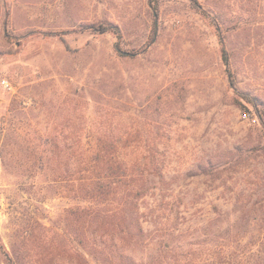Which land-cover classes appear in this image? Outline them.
Wrapping results in <instances>:
<instances>
[{
    "label": "rangeland",
    "instance_id": "rangeland-1",
    "mask_svg": "<svg viewBox=\"0 0 264 264\" xmlns=\"http://www.w3.org/2000/svg\"><path fill=\"white\" fill-rule=\"evenodd\" d=\"M198 2L244 98L187 0H157L151 43L148 0H0V264L84 263L87 177L119 163L147 187L143 234L112 243L94 224L96 244L138 264H264V0ZM99 21L121 38L42 34Z\"/></svg>",
    "mask_w": 264,
    "mask_h": 264
},
{
    "label": "trees",
    "instance_id": "trees-1",
    "mask_svg": "<svg viewBox=\"0 0 264 264\" xmlns=\"http://www.w3.org/2000/svg\"><path fill=\"white\" fill-rule=\"evenodd\" d=\"M191 6V8L199 13L200 15H203L207 17L215 30L217 31V37H218V43L220 45V51H221V61L223 63V66L225 67V73L227 75V80L229 83V87L234 90V92L241 96L246 97L244 94L239 93L237 90L236 81L234 78L233 73L230 69V63H229V56L224 46V38L220 32V26L219 22L216 20L215 17L209 16L207 11L203 9L201 4L198 2V0H187ZM149 5L154 10V26L152 30V34L150 37L149 43L153 42V40L156 38L157 35V27L158 24L156 22V16H157V7L156 3L157 0H148ZM93 33V34H104V33H111L113 36H115L117 39L121 38L120 30L117 26H115L112 23L99 21L97 23L92 24H85L81 27L72 30V31H61V32H45L42 33L43 36L47 37H55L58 38L64 48L66 50L69 49L68 44L65 41L66 35L69 33ZM115 51L117 53L125 54L126 52H123L118 45H115ZM249 102L253 104V106L256 105L255 100L249 99ZM111 142V146L114 144V142ZM106 144V142L103 143V145ZM107 148V146H106ZM110 153H107L104 156V162L107 167H110L108 163V157ZM92 161L96 160L98 164L102 163L100 154L98 155H92L90 158ZM118 170H123V164H118ZM111 168V167H110ZM117 169V168H116ZM105 171L108 175L104 176L103 178H96V179H90L89 175L87 177V183L84 186V191L86 193L85 195V201L88 204L86 208L80 213L81 220L84 221L86 224V244H87V251L83 254L82 260L84 263L82 264H95L93 261L96 262V260L100 257L103 258L105 262L110 261L112 262V259L114 261L118 260L120 263L117 264H138L134 263L133 259L129 257L127 254L124 253L123 249L119 252L116 251L115 253L108 249L105 244L103 243H97V235L98 232L92 231L90 229L94 224H96L97 230L102 231L103 234H110L111 238L109 241L112 243L115 241L114 234L115 232L120 233L121 236H123V239L126 237L135 238L139 240V238L143 234L142 227L139 222L138 217V200L141 199L145 193L147 192V187H145V183L142 179L138 180L139 177H135L134 175H129L125 170V172H120L118 170H110ZM110 172V173H109ZM114 175L116 178H119L120 183L117 185L116 182L111 181L110 185L112 187V191L109 189L106 191V195L111 196L114 194L113 200H110L109 202L107 199H100L103 195L102 188L99 184L102 183V179H108L109 176ZM111 180V179H108ZM129 181L128 183H126ZM117 185V186H116ZM85 234V233H84ZM100 238H102L100 236ZM107 239V238H106ZM111 243V244H112ZM94 253L100 254V256L97 255V258L94 256ZM111 264V263H110ZM142 264V263H140Z\"/></svg>",
    "mask_w": 264,
    "mask_h": 264
},
{
    "label": "built area",
    "instance_id": "built-area-1",
    "mask_svg": "<svg viewBox=\"0 0 264 264\" xmlns=\"http://www.w3.org/2000/svg\"><path fill=\"white\" fill-rule=\"evenodd\" d=\"M2 85H3V87H5V88H9V84H8L6 81H3V82H2Z\"/></svg>",
    "mask_w": 264,
    "mask_h": 264
}]
</instances>
